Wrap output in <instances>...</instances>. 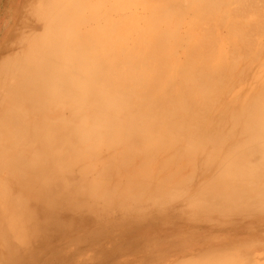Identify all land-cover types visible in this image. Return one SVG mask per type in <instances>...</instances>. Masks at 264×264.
Masks as SVG:
<instances>
[{
  "label": "bare ground",
  "instance_id": "1",
  "mask_svg": "<svg viewBox=\"0 0 264 264\" xmlns=\"http://www.w3.org/2000/svg\"><path fill=\"white\" fill-rule=\"evenodd\" d=\"M12 7L0 48V264H34L45 224L54 240L62 216L96 219L114 203L133 207L132 227L193 228L194 212L221 206L248 231L264 227V0ZM195 178L204 189L192 191ZM107 230L44 264H107ZM184 257L150 264L203 258Z\"/></svg>",
  "mask_w": 264,
  "mask_h": 264
},
{
  "label": "rangeland",
  "instance_id": "2",
  "mask_svg": "<svg viewBox=\"0 0 264 264\" xmlns=\"http://www.w3.org/2000/svg\"><path fill=\"white\" fill-rule=\"evenodd\" d=\"M18 1L0 0V48L9 41L10 35L7 33L8 29L12 26V21L17 22V20L14 18L10 19V17L13 9L12 6H15ZM226 46L228 47V44ZM263 75H260L259 80H264ZM201 181L198 183V180L195 178V183H192L190 187L191 189L193 188L192 191L195 190L196 192L200 190V183L205 182L204 179ZM200 186L201 190L205 187L204 183ZM172 191L170 190L167 193L169 199H171L170 194ZM151 198L155 200L153 197ZM200 198L191 197L190 200H194L195 204ZM107 207L111 210V213L104 215V217H95L96 219H90L86 216L80 220L79 213L74 214L72 219L71 214L62 216V220L58 221V226L62 231H58L57 236L54 235L55 242L57 238L61 242L60 247H57L56 250L53 245L54 240L50 237L53 232L56 233V228L51 224H45L46 233L42 234V237L44 239L47 237L48 239L43 240L44 247L42 249H45L44 257L40 260L36 259L34 264L46 263L47 258L52 257L51 252L70 249L77 240L80 242L87 239L90 240V235L95 234L98 230L100 231L101 225H108V230L102 232L106 236V239L100 236L101 240L106 241L108 238L111 240L112 237L116 238L117 236V243L113 244L109 250L110 252L106 260L107 264H132L137 260L144 264L156 263L163 260H167L168 262L173 260L179 261L192 251H194V256L203 257L200 260H194V264H264V238L260 237V233L264 231V227L255 230L254 227L257 225L253 224L248 231L244 228V224H242V218L238 219L240 215H228L227 207L221 206L218 211L203 215H198L194 212L193 228H189L186 221H179L177 223L176 219L170 218L167 219V224L166 220L163 223L155 220L153 224L143 221L140 222V226L132 227L128 219L130 217L129 211H132L133 207H128V205L127 207H123L116 203L107 205ZM197 209L195 208L194 210ZM39 212L45 211L39 209ZM123 212L126 213L122 217L121 214ZM159 217H162V214ZM189 217L187 216V218ZM139 220H146V218H140ZM123 221L124 223H122ZM238 225H241V227ZM122 237H124V240L121 241ZM208 247L209 254L205 250L200 255V251ZM49 250L51 251L50 253ZM55 257L57 260L59 259L57 258V254H55Z\"/></svg>",
  "mask_w": 264,
  "mask_h": 264
}]
</instances>
